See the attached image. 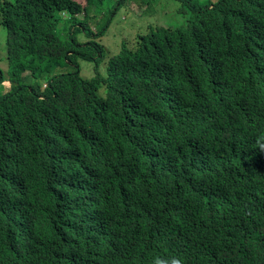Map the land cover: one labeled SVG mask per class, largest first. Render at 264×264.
Masks as SVG:
<instances>
[{
    "label": "trees",
    "instance_id": "1",
    "mask_svg": "<svg viewBox=\"0 0 264 264\" xmlns=\"http://www.w3.org/2000/svg\"><path fill=\"white\" fill-rule=\"evenodd\" d=\"M130 1L0 0V264H264V0H191L108 57Z\"/></svg>",
    "mask_w": 264,
    "mask_h": 264
},
{
    "label": "rangeland",
    "instance_id": "2",
    "mask_svg": "<svg viewBox=\"0 0 264 264\" xmlns=\"http://www.w3.org/2000/svg\"><path fill=\"white\" fill-rule=\"evenodd\" d=\"M85 4V0H77ZM181 9V10H179ZM145 7H141L137 2L131 0L128 3V7H122L115 17V20L107 32V34L102 38V41L108 51V57H112L114 54L118 53L120 46L122 45L121 40L127 38H134L141 28L150 25L165 24L167 26H180L185 23L187 18L190 16V11L183 8L180 2L173 1L169 5V11L167 16L155 18L150 12H145ZM81 18L84 14L80 15ZM99 19V16L96 17ZM96 20L91 22L94 31H97ZM7 29L0 25V65L2 67L8 66L7 60ZM81 41H86L88 38L86 35L82 34L80 36ZM82 65V75L91 78L94 76V66L92 63L81 60ZM61 70V67H57L53 73L56 74ZM45 79H40V84L43 83ZM5 92L4 89H0V93ZM101 93L105 95V89L101 90Z\"/></svg>",
    "mask_w": 264,
    "mask_h": 264
},
{
    "label": "clouds",
    "instance_id": "3",
    "mask_svg": "<svg viewBox=\"0 0 264 264\" xmlns=\"http://www.w3.org/2000/svg\"><path fill=\"white\" fill-rule=\"evenodd\" d=\"M10 1H15V0H10ZM180 3L183 5V4H187V8L185 9H188L190 11V16L187 18V20L185 21V23L183 25H180V26H167L165 24H159V25H162L164 27H172V28H176V27H181V26H185L193 17V10L191 8V3H194L192 2L191 0H179ZM128 7V6H126ZM81 14H84L85 16V13L82 12ZM79 14V17L80 15ZM19 15H23V14H19ZM101 15L104 17V12H101ZM64 16L68 17L69 18V15H67L66 13H64ZM81 18V17H80ZM84 18V17H83ZM82 19V18H81ZM115 20V19H114ZM2 21V18H0V22ZM114 22V21H113ZM113 24V23H112ZM1 26H3L1 23H0ZM112 26V25H111ZM111 26L109 27V29L111 28ZM109 31V30H108ZM107 31V32H108ZM107 34V33H106ZM105 34V35H106ZM7 38H8V33H7ZM124 39V38H123ZM123 39L121 40V43L123 41ZM7 41V39H6ZM7 59H8V56H7ZM0 67L4 70V73H5V80L2 81L3 85L2 86V89L5 90V92L1 93V95L4 97V99H7L10 94L13 92V90H15V84L13 83V80H10L9 78V71H10V65L8 63V66L7 67H2L0 65ZM58 66H56V64H51V63H48V64H44L41 66V68L39 70H36V71H32V70H26L24 73H23V77H25L26 79V82L25 84H28L30 89H33L32 86H39L40 90H45L48 86V83H49V80L53 77V76H56L60 73H63L65 72V67H61V70L59 72H57L56 74L53 73V71L57 68ZM40 79H45L43 81L42 84H40L39 80ZM37 97H41L43 98L44 95L43 94H40L38 95ZM16 100H18L19 102L23 101L24 99H19V98H16ZM124 112L127 113L126 115V120H132V115H131V109L128 108L127 110H125ZM132 112H134V110L132 109ZM24 112L21 111L20 114H23ZM47 114V112H41L39 113L38 115H45ZM34 258V255L33 254H30L28 256L25 257V259L27 260H30V259H33ZM174 264H180V261L179 260H176L174 262Z\"/></svg>",
    "mask_w": 264,
    "mask_h": 264
}]
</instances>
